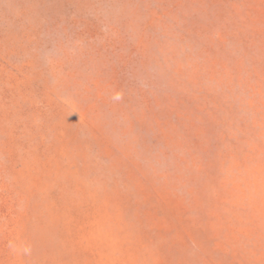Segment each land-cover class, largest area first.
I'll list each match as a JSON object with an SVG mask.
<instances>
[{
  "label": "rangeland",
  "instance_id": "rangeland-1",
  "mask_svg": "<svg viewBox=\"0 0 264 264\" xmlns=\"http://www.w3.org/2000/svg\"><path fill=\"white\" fill-rule=\"evenodd\" d=\"M0 264H264V0H0Z\"/></svg>",
  "mask_w": 264,
  "mask_h": 264
}]
</instances>
